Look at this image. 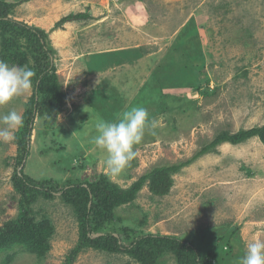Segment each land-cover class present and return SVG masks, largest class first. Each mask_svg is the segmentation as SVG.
Here are the masks:
<instances>
[{"label":"rangeland","instance_id":"rangeland-1","mask_svg":"<svg viewBox=\"0 0 264 264\" xmlns=\"http://www.w3.org/2000/svg\"><path fill=\"white\" fill-rule=\"evenodd\" d=\"M8 1L9 18L47 33L65 97L55 119L34 118L24 172L36 181L60 188L104 175L126 188L155 166L190 159L219 132L264 124V0ZM77 13L87 16L56 26ZM3 27L0 227L23 203L52 231L42 258L1 253L0 264H142L92 248L72 256L79 228L71 205L58 193L16 189L37 67L28 37ZM11 37L24 53L19 61L5 43ZM170 177L166 194L152 195L144 184L131 203L103 214L93 235L111 232L124 244L147 233L175 235L192 241L206 264H264L258 138L222 143ZM155 255L153 264H178L169 248Z\"/></svg>","mask_w":264,"mask_h":264},{"label":"trees","instance_id":"trees-1","mask_svg":"<svg viewBox=\"0 0 264 264\" xmlns=\"http://www.w3.org/2000/svg\"><path fill=\"white\" fill-rule=\"evenodd\" d=\"M12 6L13 3H9L8 0H0V26L4 28L3 26L9 25L13 29L18 28L23 33L19 35L28 37L27 41H31L30 45H32L29 52L37 67L30 106L24 119L26 127L23 133V152L18 159V168L13 178L16 189L23 193L28 189L42 193L44 196L58 193L63 197L64 202L71 205L79 228V236L72 256H76L83 249L92 248L127 253L142 264H153L158 249L164 247L175 253L178 264H206V259L200 255L192 241L175 235L147 233L135 239L131 238L128 244H124L121 236L111 232H103L99 235H93V233L98 230L96 227L99 220L103 219V214L110 215L115 207L131 203L144 184L147 185L152 195L166 194L171 186L172 172L188 165L199 156L215 150L218 145L222 143L235 145L253 137L258 138L264 144V124L240 129L234 133L219 132L212 140L202 145L190 159L178 164L155 166L126 188L104 175H100L93 182H85V184L78 180H71L72 183H67L68 185L60 188L48 186L51 182L47 184L45 181H36L24 172V160L30 152V134L34 118L37 113H45L46 120L55 119L63 110L65 97L60 88L54 64L50 60L52 54L46 41L47 33L42 29L9 18L7 15ZM86 16V13L67 14L57 21L56 26ZM5 39V43L11 42L15 50L13 51L15 60H21L24 53L19 50V47L14 46L15 37ZM88 202L89 208L87 207ZM51 231L46 216L37 218L34 211L22 203L16 217L6 221L0 227V254L6 253L5 259L11 260L15 252L27 250L42 258L48 250V236Z\"/></svg>","mask_w":264,"mask_h":264}]
</instances>
